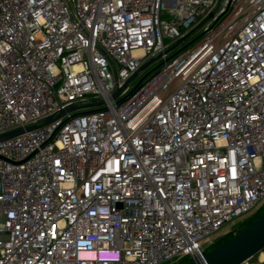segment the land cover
Returning <instances> with one entry per match:
<instances>
[{"label": "built area", "instance_id": "2783aa9c", "mask_svg": "<svg viewBox=\"0 0 264 264\" xmlns=\"http://www.w3.org/2000/svg\"><path fill=\"white\" fill-rule=\"evenodd\" d=\"M20 128L0 264L203 260L264 206V0H0V135Z\"/></svg>", "mask_w": 264, "mask_h": 264}, {"label": "water", "instance_id": "95a60500", "mask_svg": "<svg viewBox=\"0 0 264 264\" xmlns=\"http://www.w3.org/2000/svg\"><path fill=\"white\" fill-rule=\"evenodd\" d=\"M202 26V23H200L198 26H196L191 32H189L187 35L179 39L171 49H174L178 47L181 43L185 42L188 37L194 33L197 29H199ZM162 54H159L149 62L145 63L138 72L135 73L133 76L136 77V75L146 69L150 64L158 60ZM121 91V89L118 90V92L115 94V96L118 95V93ZM75 108H69L66 110H63L61 114L74 110ZM53 120L52 117H50L47 121L51 122ZM47 122V123H48ZM39 126H31L26 128L27 130L35 129ZM25 131V129H17L5 134L0 135V141L15 137L17 135L22 134ZM264 251V212L256 218L254 221H252L250 224H248L244 228H240L236 231V233L223 242L222 244L214 247L213 249L209 250L203 260L199 261H190L186 264H243L247 260L257 256L261 252Z\"/></svg>", "mask_w": 264, "mask_h": 264}, {"label": "trees", "instance_id": "16d2710c", "mask_svg": "<svg viewBox=\"0 0 264 264\" xmlns=\"http://www.w3.org/2000/svg\"><path fill=\"white\" fill-rule=\"evenodd\" d=\"M264 212V206L258 211L256 212L253 216H251L250 218H248L246 221H244L243 223L240 224V226L235 229L233 232H231L230 234H227L225 236L220 237L211 247L209 250L213 249L214 247L222 244L223 242H225L226 240H228L229 238H231L234 234L236 233V231L240 228H244L246 227L248 224H250L252 221H254L256 218H258L262 213Z\"/></svg>", "mask_w": 264, "mask_h": 264}, {"label": "rangeland", "instance_id": "374dc122", "mask_svg": "<svg viewBox=\"0 0 264 264\" xmlns=\"http://www.w3.org/2000/svg\"><path fill=\"white\" fill-rule=\"evenodd\" d=\"M201 34H202V29L198 30L195 34H193V35L191 36L189 42H190V41H193V40H196ZM181 47H182V46H181ZM159 62H160V61L158 60V61L152 63L151 65H149V66H148L146 69H144L143 71H141V73H140V75L138 76V78H137L136 80H134L135 83L138 82V81L140 80V78H142V77H143L145 74H147L150 70H152L154 67H156V66L159 64ZM224 229H226V227L223 228V230H224ZM233 234H235V233H233ZM263 252H264V251H263ZM258 255H259V254H258ZM258 255L252 258V260H251V264H261V263L258 261V260L260 259ZM178 264H181V263H178Z\"/></svg>", "mask_w": 264, "mask_h": 264}, {"label": "bare ground", "instance_id": "6f19581e", "mask_svg": "<svg viewBox=\"0 0 264 264\" xmlns=\"http://www.w3.org/2000/svg\"><path fill=\"white\" fill-rule=\"evenodd\" d=\"M258 256L261 260H264V252H261Z\"/></svg>", "mask_w": 264, "mask_h": 264}]
</instances>
